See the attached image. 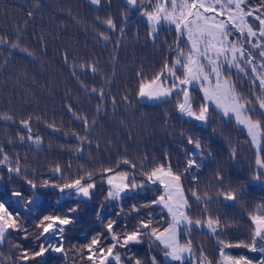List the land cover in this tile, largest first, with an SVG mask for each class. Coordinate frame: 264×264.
I'll return each instance as SVG.
<instances>
[{
  "label": "snow or ice",
  "instance_id": "snow-or-ice-1",
  "mask_svg": "<svg viewBox=\"0 0 264 264\" xmlns=\"http://www.w3.org/2000/svg\"><path fill=\"white\" fill-rule=\"evenodd\" d=\"M88 3L97 10L104 4L111 7V0H88ZM123 5L125 21L128 11L139 10L154 46L165 25L176 34L174 47L168 49L171 58H166L159 70L150 74L141 67L136 72L134 96L126 91L120 103L125 113L148 104L173 106L179 131L167 113L163 123L169 135L180 138L181 166L174 167L168 153L162 160L153 157L151 162L147 153L130 159L125 147L124 154L107 167L88 169L81 165L71 174L69 164L66 174L65 168L56 162L50 165V174L42 173L43 178L37 179L35 172L27 174L19 154L10 157L0 145V167L7 169L9 180L22 179L30 193L26 196L14 190L11 195L17 199L7 204L0 200V246L9 242L12 233H23L25 240L31 236L35 241L31 248L19 243L12 245L18 250L15 257L4 258L0 252V264H5V259L11 264H48L49 259H61L67 264L69 252L73 253V264H188L189 261L212 264L203 249L199 258H194L191 238L194 230H207L220 245L219 264H264V199L254 205L248 201L254 190L264 192V0H123ZM36 6L39 7V0ZM32 16L29 11L28 17ZM96 24L103 28L95 34L106 42L111 39L109 33L117 30L111 15H97ZM119 31L124 33L125 28ZM4 45L33 56L19 43V36L16 41L0 36V46ZM64 62L69 63L67 52ZM7 63L5 60L0 64V71ZM71 68L80 88L101 101L96 108L99 115L104 110V89L89 90L76 71L79 68L81 73L96 76L97 64L73 63ZM237 81L241 83L238 85ZM245 82L250 95L243 91ZM197 91L198 100L193 95ZM111 103L115 113L118 104L115 97ZM68 112L84 129L83 134L71 132L76 141L73 154L82 158L85 148L90 149L93 144L97 120L89 121L71 105ZM0 119L16 123L12 115ZM34 119L41 118L28 115L19 120L25 132H18L15 139L42 150L43 138L32 133ZM229 124L243 129L247 136L245 143L254 149V167L250 166L247 177L235 168L229 170L239 158L238 145L228 139L227 151L220 156L213 149L216 138L226 139L224 127ZM120 125L128 127L123 119ZM47 127L53 132L60 131L54 122ZM108 145L111 147L112 142ZM95 147L100 149L99 142ZM3 179L0 175V182ZM98 184L104 187L98 189ZM98 191L102 192L103 200L93 207ZM148 192L158 194L144 203H132L125 212L124 201L146 196ZM51 193H58L56 208L38 211L43 206V196ZM193 205L199 210L198 216L192 213ZM14 206L18 209L15 212L10 210ZM146 208L152 211L143 214L142 209ZM237 208L244 209L250 221L247 241L233 242L225 235L234 225L230 212ZM92 212L103 231L86 236L87 243L67 247L68 233L84 221L85 214ZM24 213L35 215L31 226L22 221ZM133 214L136 223L129 228L124 216ZM113 215L115 219L111 218ZM25 219H32V215ZM145 243L148 245L145 256L133 250V246ZM229 248H245L258 253L260 259L227 255L224 250ZM120 249L125 251L121 253ZM158 255L163 259H158Z\"/></svg>",
  "mask_w": 264,
  "mask_h": 264
},
{
  "label": "trees",
  "instance_id": "trees-1",
  "mask_svg": "<svg viewBox=\"0 0 264 264\" xmlns=\"http://www.w3.org/2000/svg\"><path fill=\"white\" fill-rule=\"evenodd\" d=\"M29 11L33 12L31 19L28 17ZM97 15L101 17L111 15L116 22L117 30L109 33L111 39L107 42L95 34L96 30L103 28L102 25L96 24ZM121 27L125 28L124 33L119 31ZM148 31V25L140 16L139 10L128 11L125 21L123 0H111V7L104 4L98 10L90 5L88 0H39V7L36 6V0H0V36H6L10 41H16L19 36V43L33 53L30 57L23 52L10 49L7 45L0 46V64L8 61L0 71V116L12 115L16 120V123H11L0 119V145L10 157L19 154L21 164L26 167L29 176L35 172L37 179L43 178L41 174H50L49 167L56 162L65 168L66 174L69 172L67 168L69 164L72 166L71 174H75L81 165L88 169L107 167L124 154L125 147L130 159H137L147 153L151 162L153 157L162 160L165 153H168L172 156L173 166H181L183 157L180 138L169 135L163 123L167 113L171 117V124L179 131L180 126L175 118L173 106L148 104L147 107L137 106L125 113L124 106L120 103L126 91L134 96L136 72L141 67L150 74L159 70L166 58H171L168 49L169 46L174 47L175 32L170 31L165 25L154 46L148 38ZM65 52L68 53V64L64 62ZM84 62H95L99 69L96 76L90 72L81 73L79 68L76 69L79 80L84 81L89 90L92 87L104 89L105 99L102 105L104 110L99 115L96 112L97 105L101 103L99 98L94 94L85 93L80 88L77 77L72 75L71 64L79 65ZM240 83L237 81L238 85ZM243 91L250 95L246 82ZM193 95L198 100L200 93L197 91ZM113 97L118 102L115 113L111 103ZM68 105H71L75 112L86 115L89 121L97 120L92 136L93 144L90 149L85 148L82 158L73 154L76 141L71 132L83 134L84 129L80 121L69 114ZM28 115L41 118L39 121L34 119L32 133L43 138L42 150H37L30 143L21 144L15 139L18 132L24 134L25 130L20 126L19 120ZM121 119L127 122L128 127L120 125ZM52 122L60 131L53 132L47 127V124ZM65 133L68 134L67 137ZM224 134L226 139L216 138L212 145L213 149L220 156L227 151L228 139L233 145H238L239 158L234 165L229 166V170L235 168L247 177L250 166L254 167V149L245 143L246 132L234 124H229L224 127ZM10 140L13 143H9ZM109 141L112 142L111 147L108 145ZM97 142L100 144L99 150L95 147ZM0 175L4 177L0 182V200L7 204L17 199L11 195L14 190L24 192L26 196L30 195L28 186L22 179H8L6 168L0 167ZM207 178L208 175L205 173L203 176L205 183ZM185 186H188L187 182ZM102 187L104 186L98 184V189ZM156 194L158 193L148 192L146 196L124 201L125 212L127 213L132 203H144ZM57 197L58 193L43 196V206L38 211L54 210ZM261 199H264V192L256 189L248 197L249 205H254ZM102 200V192L98 191L93 207ZM10 210L15 212L18 209L14 206ZM115 210L118 209H113ZM149 211L152 209H142L143 214ZM192 213L194 216L199 215L195 205ZM29 215H32V219H25ZM230 216L234 219V225L225 234L227 239L233 242L247 241L251 227L247 212L237 208L230 212ZM111 218L116 217L113 215ZM21 219L26 225L31 226L35 215L24 213ZM124 222L131 228L136 223L134 214L125 215ZM97 230L103 231V227L95 221V213L85 214L84 221L68 233L65 245L71 248L73 245L87 243L85 237ZM191 238L194 258H199L203 249L212 264H219L220 245L207 230L203 232L194 230L191 232ZM16 243L31 248L35 241L31 236L25 240L23 233H12L9 242L0 246L4 258L17 255L18 250L12 246ZM133 250L145 256L148 245L147 243L135 245ZM120 251L123 253L125 250ZM225 251L231 256L260 259L258 253L245 248H229ZM72 257L73 253L69 252L67 264H73ZM158 259L163 258L158 255ZM5 264L11 262L5 259ZM48 264L65 262L61 259H49ZM188 264L192 262L189 261Z\"/></svg>",
  "mask_w": 264,
  "mask_h": 264
},
{
  "label": "rangeland",
  "instance_id": "rangeland-1",
  "mask_svg": "<svg viewBox=\"0 0 264 264\" xmlns=\"http://www.w3.org/2000/svg\"><path fill=\"white\" fill-rule=\"evenodd\" d=\"M225 251V250H224ZM225 253H226V251H225Z\"/></svg>",
  "mask_w": 264,
  "mask_h": 264
},
{
  "label": "water",
  "instance_id": "water-1",
  "mask_svg": "<svg viewBox=\"0 0 264 264\" xmlns=\"http://www.w3.org/2000/svg\"><path fill=\"white\" fill-rule=\"evenodd\" d=\"M133 11H135V10H133Z\"/></svg>",
  "mask_w": 264,
  "mask_h": 264
}]
</instances>
